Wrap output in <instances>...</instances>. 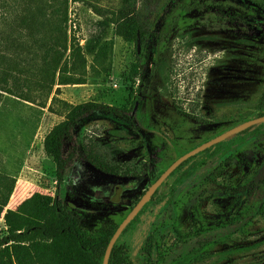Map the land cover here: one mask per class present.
Instances as JSON below:
<instances>
[{"label": "rangeland", "instance_id": "374dc122", "mask_svg": "<svg viewBox=\"0 0 264 264\" xmlns=\"http://www.w3.org/2000/svg\"><path fill=\"white\" fill-rule=\"evenodd\" d=\"M29 1L0 0V128H25L24 133L42 128L45 133L64 119L69 108L56 101L50 110L51 99L43 107L3 90L26 88L21 83L25 73L18 68L20 56L35 46L21 21ZM178 2L183 20L166 24L161 45L157 50L155 43L148 48L150 63L155 59L157 64V94L137 99V83L126 79L137 59L135 45L117 35L109 19L124 7V0H69V34L73 30L83 45L87 82L59 84V93L54 87L52 95L69 105L97 101L124 109L116 117L99 112L77 130L79 157L60 184V196L88 229L137 206L168 163L224 133L232 115L257 117L258 98L264 91V21L241 23L228 17L243 9L247 0H220L212 7L203 5V0ZM89 3L102 8L107 17L98 15ZM91 138L100 139L115 161L128 162L137 174H106L92 167L82 149ZM196 158L200 163L175 185L179 227L185 234L203 225L209 229L191 238V245L201 243L200 253L185 264H264V131L232 151L206 152ZM187 166L148 193L146 200L168 192ZM43 167L40 188L32 186L18 207L34 194L54 197V162L49 158ZM11 178L0 173V196ZM118 184L123 187L119 193ZM174 214L168 201L148 208L139 226L122 237L133 258H144L142 245ZM186 247L171 230L153 259L162 258L160 264H166Z\"/></svg>", "mask_w": 264, "mask_h": 264}, {"label": "trees", "instance_id": "16d2710c", "mask_svg": "<svg viewBox=\"0 0 264 264\" xmlns=\"http://www.w3.org/2000/svg\"><path fill=\"white\" fill-rule=\"evenodd\" d=\"M35 2H37L36 5ZM124 2V7L117 11L116 17L112 16L109 19L115 24L117 35L133 42L136 48L137 59L126 79L137 83V99L142 96L154 97L157 93V64L155 59L150 63L151 51L148 48L155 43L153 50H157L162 43L166 24L174 20L181 22L183 9L178 0H142L140 5L139 0H124ZM256 2L261 9L247 3L245 9L236 11L232 18L241 22L264 21V3ZM210 3L211 0H203V5L210 7ZM89 5L98 15L107 17L102 8L95 4L89 3ZM23 9L26 14L21 19L22 24L29 29V36L35 41V46L29 47L27 53L19 58L21 68L19 67L18 70L25 73L21 83L26 88L22 92L3 90L43 107H46L51 99L50 110L53 109L52 105L56 101L69 109L64 119L54 125L44 138L45 152L55 163L57 180L55 195L50 198L46 194H34L30 200L22 203L18 208H8L5 211L6 229L4 234H0V264H102L112 235L132 207L118 212L114 221L88 229L81 223L80 215L75 213L60 196V184L79 157L77 130L99 112L116 117L120 116L119 112L124 109L97 101L69 105L56 94L52 95L57 84L87 82L85 74L87 57L83 45L73 30L69 34V0H30ZM35 32L37 36H34ZM150 65L152 67H149ZM59 91L58 87L55 92L59 93ZM256 109L257 116L264 115V91L258 98ZM249 119L251 117L246 113L232 115L225 126L233 127ZM263 127L264 123L248 126L229 136L224 142L205 149L203 153L211 152L215 155L232 151L249 137L261 135L264 131ZM82 149L84 160L103 173L137 174L135 167L128 162L115 161L108 147L98 138L85 141ZM196 157L197 155L191 156L172 172L171 175H174L188 165L175 178L174 185L168 194L167 201L172 205L173 213H175L173 220L166 226L157 228L142 245L140 253L145 259L133 258L129 244L122 241V237L134 231L141 223L142 215L149 207L160 204L167 196L166 193L153 194L145 202L143 208L125 227L116 241L109 264H160L162 258L154 261L153 256L156 254L155 250L158 249L160 241L171 230H174L177 237L188 247L166 264H185L199 255L201 243L191 245V238L201 235L209 227L203 225L198 230L183 233L179 227L180 203L176 193H173L175 185L188 176L189 170L200 162V159ZM14 184L15 179L11 178V184L7 187L6 193L0 196V217L8 204ZM231 208L232 205H229L228 209ZM227 215L228 213L221 217L223 224L228 220ZM214 226L217 227L219 224L216 223Z\"/></svg>", "mask_w": 264, "mask_h": 264}, {"label": "crops", "instance_id": "0c3cea01", "mask_svg": "<svg viewBox=\"0 0 264 264\" xmlns=\"http://www.w3.org/2000/svg\"><path fill=\"white\" fill-rule=\"evenodd\" d=\"M58 87L59 84L55 85V91ZM49 131L43 133L42 128H28V132L24 133L25 128H0V173L16 179L8 204L0 217L2 229H6L5 211L8 208L16 209L28 190L34 185L39 187L44 181L43 165L49 161L44 138Z\"/></svg>", "mask_w": 264, "mask_h": 264}, {"label": "water", "instance_id": "95a60500", "mask_svg": "<svg viewBox=\"0 0 264 264\" xmlns=\"http://www.w3.org/2000/svg\"><path fill=\"white\" fill-rule=\"evenodd\" d=\"M136 110V107H135ZM264 122V115L250 119L244 123H241L233 128H230L229 130L225 131L224 133L196 146L195 148H193L192 150L186 152L185 154H183L182 156L178 157L161 175L160 177L154 182V186L149 190L148 193H150L151 191H154L157 187H159L164 180L175 170V168L181 164L184 160H186L187 158H189L192 155H195L197 153H199L200 151L218 144L222 141H224L225 139H227L229 136L243 130L244 128L257 124V123H262ZM121 191V186H118V192ZM147 194H145L143 196V198L139 201V203L137 204V206H135L129 213L128 215L123 219V221L118 225V227L116 228L114 234L112 235L104 256H103V261L102 264H109V258L112 252V249L116 243V241L118 240V238L120 237V235L122 234L123 230L125 229V227L130 223V221L137 215V213L140 211V209L142 208V206L145 204L146 197ZM118 196V194H116Z\"/></svg>", "mask_w": 264, "mask_h": 264}, {"label": "flooded vegetation", "instance_id": "af4514ba", "mask_svg": "<svg viewBox=\"0 0 264 264\" xmlns=\"http://www.w3.org/2000/svg\"><path fill=\"white\" fill-rule=\"evenodd\" d=\"M215 1H220V0H211V3H210L211 7H212V5L215 4ZM247 3H250L251 5H253V6H257L258 8L261 9V7L258 5V3L256 2V0H247V2H246L245 4H247ZM259 3H260V2H259ZM245 4H244V8H243V9H245ZM214 6H215V5H214ZM243 9H240V10H243ZM262 10H263V9H262ZM237 11H239V10H237ZM235 12H236V11H235ZM235 12H234V13H233V12H230L229 15H228V17H229L230 19H233L232 16H234ZM233 20H238V19L235 18V19H233ZM255 21H258V20H255ZM240 22H241V21H240ZM241 23H248V21H247V22H241ZM156 94H157V93H156ZM155 96H156V95H155ZM134 111H135V109H134ZM257 117H259V116H257ZM254 118H256V117H254ZM251 119H253V118H251ZM249 120H250V119H249ZM247 121H248V120H247ZM242 123H244V122H242ZM262 123H264V122H262ZM240 124H241V123H240ZM238 125H239V124H238ZM236 126H237V125H236ZM233 127H235V126H233ZM233 127H228V128L230 129V128H233ZM229 129H228V130H229ZM244 129H245V128H244ZM226 131H227V130H226ZM237 133H238V132H237ZM235 134H236V133H235ZM216 136H218V135H216ZM216 136H215V137H216ZM251 137H252V136H251ZM213 138H214V137H213ZM211 139H212V138H211ZM225 140H226V139H225ZM225 140H224V141H225ZM224 141H222V142H224ZM222 142H220V143H222ZM245 142H246V141H245ZM245 142H244V143H245ZM220 143H218V144H220ZM218 144H215V145H218ZM212 146H214V145H212ZM210 147H211V146H210ZM208 148H209V147H208ZM206 149H207V148H206ZM204 150H205V149H204ZM204 150L200 151L199 153H197V154H195V155L198 156V155H203V154H205L206 152L203 153ZM184 154H185V153H184ZM182 155H183V154H182ZM182 155H180V156H182ZM180 156H178V157H180ZM192 156H194V155H192ZM178 157H177V158H178ZM190 157H191V156H190ZM190 157H189V158H190ZM177 158H176V159H177ZM176 159H175V160H176ZM187 159H188V158H187ZM187 159H186V160H187ZM196 159H198V158H196ZM199 159H200V158H199ZM175 160H173L172 162L168 163L167 166H168V165L170 166ZM184 161H185V160H184ZM199 163H200V162H199ZM199 163H198V164H199ZM179 165H180V164H179ZM179 165H178V166H179ZM167 166H166V167H167ZM169 166H168V167H169ZM178 166H177V167H178ZM168 167H167V168H168ZM177 167H176V168H177ZM194 167H195V166H194ZM167 168H165V169L162 171V173H163ZM176 168H175V169H176ZM189 171H190V170H189ZM162 173H161V174H162ZM161 174H160V175H161ZM171 174H172V173H171ZM171 174H170L167 178L173 176V175H171ZM135 175H136V174H135ZM160 175H159V177H160ZM159 177H158V178H159ZM167 178H166V179H167ZM166 179H165V180H166ZM165 180H164V181H165ZM180 182H181V181H180ZM162 184H163V183H162ZM162 184H161V185H162ZM161 185H160V186H161ZM118 186H119V184L117 185V193L120 192V191L118 192ZM120 186H121V185H120ZM157 188H158V187H157ZM122 189H123V187L121 186V190H122ZM170 191H171V189H170L168 192H165V193L167 194V196L165 197V199H164L162 202L168 200V196H169L168 194H169ZM173 193H177V192H176V189L173 190ZM163 194H164V193H163ZM159 195H161V194H159ZM150 198H151V197H150ZM115 199H116V200L118 199V196H117V195H115ZM147 201H148V200H147ZM162 202H161V203H162ZM143 206H144V205H143ZM143 206H142V208H143ZM133 208H134V207H132V209H133ZM142 208H141V209H142ZM132 209H131V210H132ZM141 209H140V210H141ZM131 210H130V211H131ZM137 214H138V213H137ZM127 215H128V214H127Z\"/></svg>", "mask_w": 264, "mask_h": 264}]
</instances>
